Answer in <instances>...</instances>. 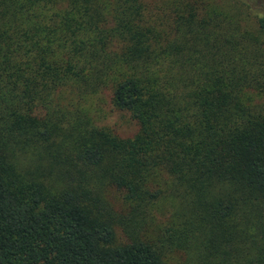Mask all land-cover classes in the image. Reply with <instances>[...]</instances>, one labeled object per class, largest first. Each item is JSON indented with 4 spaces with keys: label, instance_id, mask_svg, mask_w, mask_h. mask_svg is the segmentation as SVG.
I'll return each instance as SVG.
<instances>
[{
    "label": "trees",
    "instance_id": "trees-1",
    "mask_svg": "<svg viewBox=\"0 0 264 264\" xmlns=\"http://www.w3.org/2000/svg\"><path fill=\"white\" fill-rule=\"evenodd\" d=\"M259 97L264 0H0V264H264Z\"/></svg>",
    "mask_w": 264,
    "mask_h": 264
},
{
    "label": "rangeland",
    "instance_id": "rangeland-1",
    "mask_svg": "<svg viewBox=\"0 0 264 264\" xmlns=\"http://www.w3.org/2000/svg\"><path fill=\"white\" fill-rule=\"evenodd\" d=\"M259 100L264 103V98L259 97ZM66 102L77 104L87 112L95 124L109 127L115 134L123 138L133 136L138 129L136 120L131 117L128 111L118 109L111 104L109 91L82 98L69 96ZM106 197L116 206L118 195L115 191H107Z\"/></svg>",
    "mask_w": 264,
    "mask_h": 264
}]
</instances>
